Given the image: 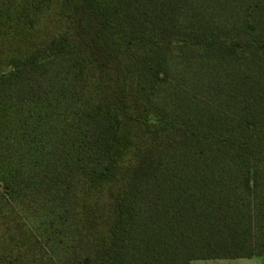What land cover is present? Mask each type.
<instances>
[{
  "label": "trees",
  "instance_id": "1",
  "mask_svg": "<svg viewBox=\"0 0 264 264\" xmlns=\"http://www.w3.org/2000/svg\"><path fill=\"white\" fill-rule=\"evenodd\" d=\"M0 187L48 264L264 259V0H0Z\"/></svg>",
  "mask_w": 264,
  "mask_h": 264
},
{
  "label": "rangeland",
  "instance_id": "2",
  "mask_svg": "<svg viewBox=\"0 0 264 264\" xmlns=\"http://www.w3.org/2000/svg\"><path fill=\"white\" fill-rule=\"evenodd\" d=\"M231 8H228L230 12ZM5 192L0 187V194ZM111 194V192H109ZM109 194L105 197L104 206L110 205ZM32 215V211L28 210ZM34 220V219H33ZM28 225V226H27ZM29 223L22 220L18 210L6 204L0 196V252H8L13 248L12 264H48V261L40 253L35 240L29 235ZM72 242H76L73 240ZM70 242L66 243V248L70 249ZM8 260L0 264H7ZM193 264H264L263 258L236 259V260H205L195 261Z\"/></svg>",
  "mask_w": 264,
  "mask_h": 264
},
{
  "label": "crops",
  "instance_id": "3",
  "mask_svg": "<svg viewBox=\"0 0 264 264\" xmlns=\"http://www.w3.org/2000/svg\"><path fill=\"white\" fill-rule=\"evenodd\" d=\"M195 262V261H194ZM193 264V263H192Z\"/></svg>",
  "mask_w": 264,
  "mask_h": 264
}]
</instances>
